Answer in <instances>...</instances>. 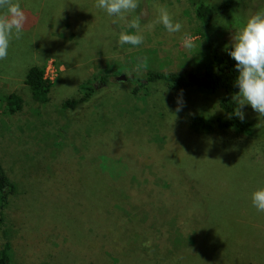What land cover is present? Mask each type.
Masks as SVG:
<instances>
[{
  "label": "rangeland",
  "instance_id": "rangeland-1",
  "mask_svg": "<svg viewBox=\"0 0 264 264\" xmlns=\"http://www.w3.org/2000/svg\"><path fill=\"white\" fill-rule=\"evenodd\" d=\"M222 1L139 0L129 20L154 21L159 4L183 27L169 35L158 24L134 47L118 40L136 30L96 8V0H14L28 21L0 60V160L18 189L0 225V249L10 242L12 264H56L55 256L66 264H264V212L251 201L264 188V117L250 105L243 109L256 138L208 136L191 128V117L219 114L226 93L160 83L148 96L132 93L148 72L205 68L214 48L231 46L247 19L264 11V0H233L204 25L197 7L218 9ZM185 33L194 38L191 50L182 46ZM34 66L53 84L47 103L35 101L25 84ZM89 80L92 100L64 109ZM12 93L23 99L15 114L6 104ZM145 168L159 174L160 185L173 180L168 197L147 191ZM137 190L144 202L134 211L126 196ZM113 199L131 225H107ZM39 240L42 250L35 249ZM98 244L114 253L104 256Z\"/></svg>",
  "mask_w": 264,
  "mask_h": 264
},
{
  "label": "trees",
  "instance_id": "trees-1",
  "mask_svg": "<svg viewBox=\"0 0 264 264\" xmlns=\"http://www.w3.org/2000/svg\"><path fill=\"white\" fill-rule=\"evenodd\" d=\"M235 2L233 0H223L218 9H214L209 5H200L196 9L197 17L205 25H210L214 20V17L219 13L226 11L233 7ZM231 50V46L224 44V46L214 48V58L213 60L201 70L191 71L196 82L191 81L189 73H164V72H148L146 78H137V85L132 90L134 95L143 94L148 96L151 92V88L155 84H163L165 88L169 90L183 91L192 85H198L203 89L215 94L219 92H224L227 94L226 97L222 98L219 103V114L212 117L205 115H193L191 117L190 126L191 128L198 132L208 136H220L221 134H232L234 136H241L243 138H256L259 135L256 133V125L253 121L244 119L243 122L233 115V110L236 107L237 98L236 95L239 92L235 81L238 77V70L235 68V60L230 57L228 52ZM101 84L107 85L109 83V76L106 74H101L98 76ZM25 84L29 87L32 97L35 101L40 103H47L49 101V93L53 87L52 82L45 77L44 67L34 66L29 69L26 74ZM81 90L83 95L77 99L68 100L63 104L64 109H76L77 107L88 103L92 100L96 87L89 80L81 85ZM7 110L10 114H15L22 109L23 99L18 94L12 93L6 98ZM174 145L170 140L166 142L163 153L167 152L168 146ZM168 153V152H167ZM142 159V158H141ZM155 172H164V170H157ZM145 173L147 174V191L151 193L164 192L165 196H169L174 182L165 178V183L158 184L156 179L158 175L148 174V170L145 168ZM60 188V186H59ZM58 193L65 191V186L62 187ZM185 188V187H183ZM182 188V191H184ZM57 189V188H56ZM163 190V191H162ZM176 190L174 189V192ZM177 192V191H176ZM18 195L17 185L10 179L9 175L5 171L3 164L0 160V225L5 221V214L7 213L8 207ZM129 197L130 203L132 204V209L136 211L140 204L144 202L141 200V196L137 191L133 192L132 195H127ZM109 212L107 225H110V220L115 221L116 226H121L125 224V221L130 220L131 217L126 213H122L121 209H126L125 206H121L118 201L113 199L108 205ZM126 212V210H125ZM116 220H118L116 222ZM131 220L129 225H131ZM100 227V226H99ZM42 242L35 243L36 250H42ZM99 246V244L97 245ZM104 251V256L108 254H113L114 249L107 245H100ZM95 252L98 251L95 248ZM100 253V252H98ZM11 244L7 240L2 248L0 249V264H12L11 261ZM56 264H66L62 263L57 256H55ZM102 264V263H100Z\"/></svg>",
  "mask_w": 264,
  "mask_h": 264
},
{
  "label": "clouds",
  "instance_id": "clouds-1",
  "mask_svg": "<svg viewBox=\"0 0 264 264\" xmlns=\"http://www.w3.org/2000/svg\"><path fill=\"white\" fill-rule=\"evenodd\" d=\"M95 7L104 10L108 16L123 21L135 34L121 32L118 43L123 46L130 44L139 46L144 42L145 31H154L156 25H163L169 35L181 32L182 24L175 21L167 6L156 4L157 17L154 21L141 25V17L128 19V16L139 7V0H96ZM0 60L6 59L10 41L20 39L28 18L18 2L0 0ZM113 20V23L116 22ZM182 46L186 50L195 47L194 38L185 33ZM236 62L238 77L235 81L239 89L233 115L242 122L246 105L264 117V11L251 15L244 26L232 37L231 50L228 52ZM146 61V58H145ZM139 67V65L137 66ZM181 99L177 98V109L181 110ZM252 205L258 212H264V188L255 190L251 195Z\"/></svg>",
  "mask_w": 264,
  "mask_h": 264
},
{
  "label": "water",
  "instance_id": "water-1",
  "mask_svg": "<svg viewBox=\"0 0 264 264\" xmlns=\"http://www.w3.org/2000/svg\"><path fill=\"white\" fill-rule=\"evenodd\" d=\"M189 77L191 79V81L196 82V79L193 77L192 73H189ZM125 77L121 76L120 78H118V81H124Z\"/></svg>",
  "mask_w": 264,
  "mask_h": 264
},
{
  "label": "built area",
  "instance_id": "built-area-1",
  "mask_svg": "<svg viewBox=\"0 0 264 264\" xmlns=\"http://www.w3.org/2000/svg\"><path fill=\"white\" fill-rule=\"evenodd\" d=\"M46 77V76H45ZM47 78V77H46ZM48 79V78H47Z\"/></svg>",
  "mask_w": 264,
  "mask_h": 264
}]
</instances>
